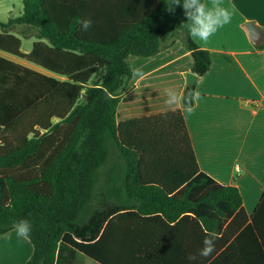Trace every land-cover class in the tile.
I'll return each instance as SVG.
<instances>
[{"label": "trees", "instance_id": "1", "mask_svg": "<svg viewBox=\"0 0 264 264\" xmlns=\"http://www.w3.org/2000/svg\"><path fill=\"white\" fill-rule=\"evenodd\" d=\"M23 5L20 17L0 21V50L54 77L0 58V235L31 222L27 264H59L66 250L98 264H264V195L250 218L236 187L201 171L183 109L118 122L130 57L180 42L192 73L212 68L211 52L182 26L183 8L170 15L164 0ZM82 19L92 21L87 31ZM33 35L24 54L20 36ZM208 233L216 250L189 261ZM250 236L258 255L230 258Z\"/></svg>", "mask_w": 264, "mask_h": 264}, {"label": "crops", "instance_id": "2", "mask_svg": "<svg viewBox=\"0 0 264 264\" xmlns=\"http://www.w3.org/2000/svg\"><path fill=\"white\" fill-rule=\"evenodd\" d=\"M232 4L236 12L228 25L207 42L194 39L202 49L211 52L213 66L197 79L195 85L201 99L194 110L183 112L201 171L221 185L236 187L244 212L251 218L264 195V50L251 41L245 26L255 23L264 32V0H224L225 6ZM0 58L34 70L29 67L34 65L11 53L0 50ZM129 63L132 71L141 69L144 78L133 77L127 85L118 108L119 123L182 109L169 108L163 94L166 87L183 91L188 86L186 75L191 72L193 59L180 42L155 57H130ZM48 74L45 75L53 76ZM258 223L264 230V215ZM235 241L233 236L214 256L221 257ZM243 243L242 250L240 246L229 254L233 255L230 258L258 255L257 238L250 236ZM33 251L30 240L18 237L14 230L0 235V264H27ZM76 254L80 253L66 250L59 264L64 260L72 262ZM224 262L221 259L219 264Z\"/></svg>", "mask_w": 264, "mask_h": 264}, {"label": "clouds", "instance_id": "3", "mask_svg": "<svg viewBox=\"0 0 264 264\" xmlns=\"http://www.w3.org/2000/svg\"><path fill=\"white\" fill-rule=\"evenodd\" d=\"M165 10L171 15L174 14L177 7H182L186 22L182 26L187 29L188 34L193 39H199L207 42L219 29L228 25L236 12L235 4L224 5V0H164ZM81 28L87 31L92 21L82 19ZM134 78L143 79L144 73L141 69H135L132 72ZM165 96L164 103L169 108H182L188 113L194 110V106L201 99V93L198 90L178 91L176 87L170 86L163 90ZM13 230L18 237L25 240L30 239L32 224L27 219H20L13 223ZM215 233H208L202 241V247L198 254H189L187 259L195 261L198 257H210L216 250Z\"/></svg>", "mask_w": 264, "mask_h": 264}, {"label": "rangeland", "instance_id": "4", "mask_svg": "<svg viewBox=\"0 0 264 264\" xmlns=\"http://www.w3.org/2000/svg\"><path fill=\"white\" fill-rule=\"evenodd\" d=\"M23 0H0V21L3 23H8L10 19L18 18L23 13ZM17 31L19 30L18 28ZM30 30V31H29ZM29 34H33L34 31L32 29H27ZM22 52L25 54L26 52H30L32 45L37 42V38L33 35L29 40L22 39ZM20 64H25L24 62L18 60ZM26 65V64H25ZM29 67L33 68L36 71H39L43 74L48 73L44 72L43 70L36 68L34 66L29 65ZM81 101H84V95L81 98ZM53 123L57 122V119L52 120ZM62 264H97L93 261H90L85 256L81 254H76L72 262L68 263L66 260L62 261Z\"/></svg>", "mask_w": 264, "mask_h": 264}, {"label": "water", "instance_id": "5", "mask_svg": "<svg viewBox=\"0 0 264 264\" xmlns=\"http://www.w3.org/2000/svg\"><path fill=\"white\" fill-rule=\"evenodd\" d=\"M246 30L248 31L249 37L251 41L256 45L259 46L264 41V32L261 28H259L255 23H248L245 26ZM187 85L194 86L197 82V75L192 72L187 73L186 75Z\"/></svg>", "mask_w": 264, "mask_h": 264}]
</instances>
